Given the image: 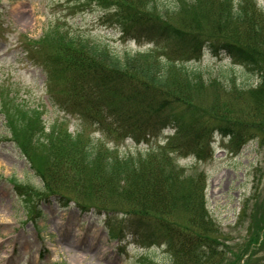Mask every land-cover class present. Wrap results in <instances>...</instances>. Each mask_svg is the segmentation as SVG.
<instances>
[{
	"label": "rangeland",
	"instance_id": "1",
	"mask_svg": "<svg viewBox=\"0 0 264 264\" xmlns=\"http://www.w3.org/2000/svg\"><path fill=\"white\" fill-rule=\"evenodd\" d=\"M80 1L84 0H0V264H53L60 261L66 264H171L163 246L148 247L131 236L118 240L116 236L108 235L103 215L77 207L80 203L118 210L114 213L118 218L125 211H136L140 194L135 191L137 186H132L128 192V183L143 169L150 168L149 165L168 174V170H164L168 162L184 174L177 197L194 194L199 186L194 177L204 175V188L199 192L204 197L207 218L201 221V228L208 229L209 234H217L216 240L227 252L226 263L234 264V254L243 246L247 247L252 234L259 231L258 243H251V248L248 246L239 264H263L264 244L258 246L264 238V230L259 229L264 222V125L261 127L255 122L257 119L264 124L263 78L235 64L223 53L214 56L205 51L188 56L184 61V66L189 71H196L197 76H194L198 77L194 102L207 110L212 109V103L218 102L214 106L218 108L217 115L232 120L222 126L230 128L234 124L231 128L235 138L248 140L241 148L230 147L226 139L216 137L210 149L212 156L196 160L164 147L173 136L170 130L139 144L129 139L114 140V136L108 139L74 115L60 111L55 105L54 89L57 88L52 89L43 69L30 60L32 56L27 52L34 44L40 45L39 50L47 51L58 42V34L71 36L75 41L107 45L110 51L118 53L152 48L142 40L121 38L118 31L103 21L102 16L107 11L94 4L78 8ZM216 2L218 0L188 2L175 16L178 18L173 17V24H185L191 30L212 35H231L232 38L237 35V43L259 46L257 42L254 44V35L243 25L235 24L234 19L223 23L224 17L216 20L214 14L221 10L226 16L229 10H243L247 23L258 22L260 27L263 20L264 28V0H230L224 7ZM169 51L159 44L155 57H166ZM8 107L34 112L35 123H39L38 128L35 127L37 131L32 130L35 123L30 128L16 116L11 120L6 118L3 112ZM52 126H60L59 131L53 140L49 139L43 145L58 159L68 155L75 162H65L69 171L64 182L48 178L45 181L41 177L50 169L51 160L50 155L45 158L49 152L37 137H42L41 134L50 136ZM31 130L32 134L29 133ZM79 133L81 140L72 141L69 134ZM29 135L35 138L31 141ZM172 139L174 145L184 140ZM89 142H93L100 152L91 160L82 159ZM152 148L157 149L156 153H151L157 156L156 162L147 165L142 161L141 169L135 168L132 161L124 163L122 160L124 156L138 158L140 153ZM167 154L169 161H164ZM30 158L33 159L31 163ZM110 161L115 171L105 170ZM61 169L63 166L58 163L49 175L53 177V173ZM78 176L82 181L77 183ZM14 184L21 190L15 189ZM57 192L72 200L65 204ZM182 204L179 202L171 217L178 224L189 225L188 214L193 203ZM218 238H222L221 241ZM69 244L73 246L69 247ZM68 256L80 260L73 262Z\"/></svg>",
	"mask_w": 264,
	"mask_h": 264
},
{
	"label": "trees",
	"instance_id": "2",
	"mask_svg": "<svg viewBox=\"0 0 264 264\" xmlns=\"http://www.w3.org/2000/svg\"><path fill=\"white\" fill-rule=\"evenodd\" d=\"M201 1L203 0H84L78 2V8L94 4L107 11L102 16L103 21L108 27L118 31L124 39L147 41L154 46L157 43L163 44L170 50L166 57H155L156 53L151 50L136 53L112 52L107 45L90 43L86 40L75 41L71 36L60 34L56 38L58 44L54 43L47 48V51L39 50L40 45L34 44L27 52L32 56L30 60L37 62L36 64L43 69L47 80L52 84V89L57 88L54 89L57 96L55 105H58L62 112L74 115L108 139L114 136V140L129 139L136 144L158 138L166 129L172 130L173 136L164 146L166 149L178 151L184 157L205 160L210 157V140L214 133L228 137L230 145L234 148L242 147L248 140L235 138L236 134L231 128L234 124L230 128L222 126L223 123L232 120L217 115L218 108L214 106H217L218 102L212 103L211 110L194 102L193 92L196 94L198 91L195 84L198 77H195L196 71H189L184 66V61L187 60L186 57L199 55L203 51H209L214 56L223 53L231 60L252 70L253 73L260 74L264 80L262 66L264 28H262L263 20L260 27L258 22L256 23L258 27L256 24L247 23L243 10L232 12L229 10L226 16L221 10L216 11L214 14L216 20L221 16L224 17L223 23H229L234 19L235 24L243 25L245 30L254 35L252 37L254 44L255 42L260 44L248 46L245 43H237L235 41L238 39L237 35H234V38L231 35L224 36L219 33V35H212L213 33L191 30L185 24H173V17L179 14L188 2L197 4ZM228 1L230 2V0H218L216 3L224 7V4H229ZM4 109L6 118L11 120L16 116L20 121L24 120L27 127L31 128V124L36 122L34 112L29 109L20 110L17 107ZM255 122L261 127L264 125L260 123V120L256 119ZM38 125L39 123H35L32 130L36 132ZM59 128L60 126H52L51 135L46 137L38 133L37 135L41 134L42 137H37V140L42 145L47 144L49 139L53 140ZM14 132H18L17 127ZM69 135L73 137L74 142L81 140L80 133ZM28 137L31 141L35 138L31 135ZM173 137L184 140L182 143L178 142L179 145H174ZM89 145L81 156L82 159L91 160L94 154L100 152L93 142H89ZM44 147L49 152L46 153L45 158L50 155L51 165L44 174L40 172L43 175L41 177L45 181L48 179L66 181L64 178H67L69 169L65 162L71 160L75 164L73 158L61 155L58 159V156L52 154L48 147ZM156 150L152 148L140 153L138 158L124 156L122 160L124 163L132 161L135 168L141 169L142 161H146L147 165L156 162L157 156L151 155L156 153ZM163 160L169 161L168 154L163 157ZM32 161L33 159L30 158V163ZM58 163L62 164L63 169L56 174L53 173V177L50 176L51 169L53 171ZM112 165L114 164L110 161L107 167L105 166V170L115 171L114 167L111 168ZM149 166L150 168L143 169L140 175L128 183V192L132 186L138 187L135 188L136 193L140 194L136 200V204L139 205L136 211H125L122 217L118 218L114 216L118 210L80 203L77 207L86 212L92 209L97 214L103 215L105 227L112 237L116 236L123 240L130 235L137 238L143 245H149L148 247H165L171 264H230L226 263L227 252L216 240L217 234H209L208 229L201 228V221L207 218L203 204L204 197L199 192L204 188V175L198 174L194 177L199 186L195 188L194 194L183 198V196L177 197L178 193H176L180 190L177 188H181L180 180L184 178L182 171H177L170 162L164 165V170H168V174H165L163 169L160 171L153 165ZM80 180L82 181L78 176L76 182ZM14 185V188L18 189L17 184ZM57 193L58 198L65 201V204L72 200L63 193ZM179 202H182L184 206L193 203L190 215L188 214L189 225L178 224L171 217L172 211L176 209ZM140 209L144 211L138 212ZM259 229L264 230V222L260 224ZM259 238L258 231L252 234L247 245L251 248V243H258ZM218 239L221 241L222 238ZM263 244L264 238L258 247ZM248 246H243L241 251L238 250L239 252L234 254V264H239L246 255Z\"/></svg>",
	"mask_w": 264,
	"mask_h": 264
},
{
	"label": "bare ground",
	"instance_id": "3",
	"mask_svg": "<svg viewBox=\"0 0 264 264\" xmlns=\"http://www.w3.org/2000/svg\"><path fill=\"white\" fill-rule=\"evenodd\" d=\"M120 34V33H119ZM60 35H63V34H60ZM120 36H121V34H120ZM122 37V36H121ZM145 43H146V45L147 46H149V45H152V48L151 49H146V50H151V51H154L155 53H158L157 51H158V45L159 44H161V43H157V45H155L156 46V49H155V46H154V44L153 43H151V42H147V41H145ZM146 50H144V51H146ZM144 51H141V52H144ZM205 51H203L202 53H204ZM233 61V60H232ZM235 64H237V65H239V66H243V65H241L240 63H238V62H235V61H233ZM244 68H246L245 66H243ZM248 69V68H247ZM249 70V69H248ZM216 137H219V138H221V139H226L227 141H228V143H229V146L231 147V145H230V141H229V138L228 137H225V136H222V135H220V134H217V133H214L213 134V136H212V138H211V140H210V149H211V146H212V143H213V140H215L216 139ZM245 145V144H244ZM243 145V146H244ZM242 146V147H243ZM241 148V147H240ZM235 150H238V149H235ZM239 151V150H238ZM212 156V150H210V157ZM210 157H208L207 159H209ZM69 247H72L73 246V244L71 245V244H69L68 245ZM155 247H158V246H155ZM164 249H165V247H164ZM67 258H69V259H71V261H73V262H79V258L78 257H76V256H68Z\"/></svg>",
	"mask_w": 264,
	"mask_h": 264
}]
</instances>
